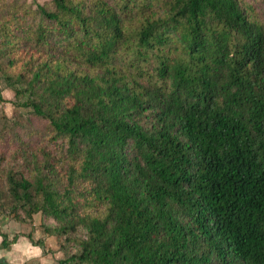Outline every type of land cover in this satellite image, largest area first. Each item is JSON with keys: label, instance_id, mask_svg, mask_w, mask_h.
Masks as SVG:
<instances>
[{"label": "trees", "instance_id": "obj_1", "mask_svg": "<svg viewBox=\"0 0 264 264\" xmlns=\"http://www.w3.org/2000/svg\"><path fill=\"white\" fill-rule=\"evenodd\" d=\"M50 1L0 3V79L11 104L39 120L0 126V144L15 143L0 151L23 209L10 206L15 220L52 221L43 233L65 254L52 264H264V21L255 7ZM171 35L183 56L164 52ZM133 44L155 50L154 72L113 64ZM34 244L53 253L44 239Z\"/></svg>", "mask_w": 264, "mask_h": 264}, {"label": "rangeland", "instance_id": "obj_2", "mask_svg": "<svg viewBox=\"0 0 264 264\" xmlns=\"http://www.w3.org/2000/svg\"><path fill=\"white\" fill-rule=\"evenodd\" d=\"M3 0H0V3ZM22 1V0H21ZM29 4H34L36 2L44 4L48 6V8L52 9L53 5L50 0H25ZM249 4H252L255 7V10L257 12L258 18L261 21H264V0H244ZM69 38H65L64 40H61L60 38H54V40L57 42V44L61 45L65 40H68ZM140 52L143 56L140 55ZM165 53H168L171 57H177V56H183L182 46L179 41L178 36L171 35L167 45L164 49ZM156 54L155 50H148V49H140L137 45L133 44V47L130 51L124 50L121 47L118 49L116 54L114 55L112 62L113 64L118 65L120 68H123L125 70L130 71V65L132 64H139L141 63L143 66H145L148 69H151V71L154 72L156 61ZM0 93L2 96V102H0V126L2 124L8 125V127L11 126V123L13 121H18V119H31L33 122L37 123L39 120L32 116L29 113L28 109H21L16 108L11 104V101L13 99L14 92L7 88L4 81L0 79ZM28 139V136L26 137ZM31 138V137H30ZM29 141V140H28ZM29 143V142H28ZM15 143L11 140L4 141L0 144V151H6L8 152L7 155H9V152L11 149H13V146ZM8 162V161H7ZM4 165H6L5 162L0 163V216L6 217L9 223H16L17 225H20V229L22 228L25 230V234H28L27 232L34 233L35 231H39L40 238H44L45 243V249L51 250L53 253L50 254L48 257V260L51 261L49 264H52L53 261H56L58 258L65 257L64 252L60 251L58 246V241L55 237L47 236L43 233L42 226L45 224L52 223L51 220L45 221L43 217L40 214H37L34 216L33 222H31V225L29 223L19 222L18 220H15V215L12 214V212H9L10 206H16L18 208V215L23 216V209L21 203H15V200L13 199L11 195V191L9 189V180L7 178V175L1 171L2 168H4ZM4 208V211H2ZM2 214V215H1ZM4 214V215H3ZM32 228V230H31ZM22 232V231H21ZM31 235V233H29Z\"/></svg>", "mask_w": 264, "mask_h": 264}, {"label": "crops", "instance_id": "obj_3", "mask_svg": "<svg viewBox=\"0 0 264 264\" xmlns=\"http://www.w3.org/2000/svg\"><path fill=\"white\" fill-rule=\"evenodd\" d=\"M24 231L20 229V225L9 223L6 217L0 216V264H49L50 254L44 253L38 245L34 244L41 239L39 231L27 232L31 233L33 241ZM4 236L6 246L3 245Z\"/></svg>", "mask_w": 264, "mask_h": 264}]
</instances>
